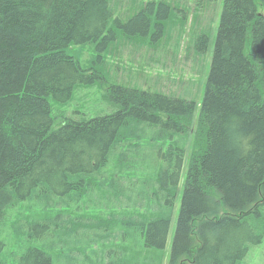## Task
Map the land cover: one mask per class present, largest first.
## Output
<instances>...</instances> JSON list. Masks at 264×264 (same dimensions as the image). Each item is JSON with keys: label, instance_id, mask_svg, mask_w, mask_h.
Masks as SVG:
<instances>
[{"label": "trees", "instance_id": "trees-1", "mask_svg": "<svg viewBox=\"0 0 264 264\" xmlns=\"http://www.w3.org/2000/svg\"><path fill=\"white\" fill-rule=\"evenodd\" d=\"M155 5L129 2L115 23L162 37L174 8L160 2L156 24ZM111 19L109 0H0V229L17 208L19 264H129L130 244L165 248L180 194L168 264H241L264 239V0H223L199 104L115 84L111 113L52 130L49 99L97 79L67 52L107 51Z\"/></svg>", "mask_w": 264, "mask_h": 264}, {"label": "rangeland", "instance_id": "rangeland-1", "mask_svg": "<svg viewBox=\"0 0 264 264\" xmlns=\"http://www.w3.org/2000/svg\"><path fill=\"white\" fill-rule=\"evenodd\" d=\"M132 1L134 0H109L112 10L109 29L114 33L122 34L111 43L107 51H99L93 45L70 47L68 55L76 59L82 69L89 70L90 74H95L97 79L91 85L79 86L67 103L49 99L53 117L52 130H56L66 119L79 121L111 113L114 108L105 102L104 95L107 94L109 86L115 84L144 90L159 89L165 93L175 92L180 97L185 94L189 96L188 98H194L197 104L201 102L213 56L223 0H139L144 3H158L152 14L156 24L163 22L161 20L163 10L159 5L160 2H168L174 8L172 18L164 25L163 36H156L154 40L149 39L150 41H146L147 36L134 39L133 36L140 35L136 32L138 28L135 25L125 27L115 23L120 20L125 21L126 15L130 16L133 11L137 10L139 3L135 5L133 11H127V6ZM116 2L122 8L115 7L117 6ZM175 15L178 17L184 15L186 23H178ZM206 27L209 29V44L204 53L196 54L193 51V39L199 30ZM153 28L158 33L161 27L156 25ZM148 33L149 29L146 30V34ZM190 51L195 55L192 56ZM197 112L198 109L194 120L197 118ZM195 122L193 121V123ZM190 151L191 144L186 148L180 192ZM179 199L180 194L165 248L151 250L144 249L142 243L130 244L126 259L129 264H134L136 257L139 259L138 264H168ZM30 212L31 215L41 213L40 209L36 207H33ZM16 214L17 208L9 211L8 218L5 220L6 225L0 229L2 245L0 254L6 264H19L18 256L22 251L20 247L22 245L26 247L22 242L17 244L18 238L13 234L12 225L15 222ZM133 255L135 257L131 258ZM53 264L60 263L55 260ZM241 264H264V239L259 245L251 248Z\"/></svg>", "mask_w": 264, "mask_h": 264}, {"label": "bare ground", "instance_id": "bare-ground-1", "mask_svg": "<svg viewBox=\"0 0 264 264\" xmlns=\"http://www.w3.org/2000/svg\"><path fill=\"white\" fill-rule=\"evenodd\" d=\"M191 54V53H190ZM195 54L192 52V56H194ZM106 102V101H105ZM107 103V102H106Z\"/></svg>", "mask_w": 264, "mask_h": 264}]
</instances>
